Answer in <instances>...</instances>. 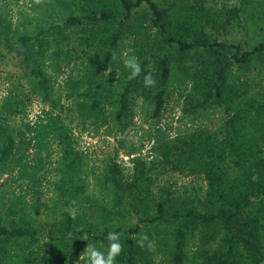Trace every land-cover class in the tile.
<instances>
[{
    "label": "trees",
    "instance_id": "trees-1",
    "mask_svg": "<svg viewBox=\"0 0 264 264\" xmlns=\"http://www.w3.org/2000/svg\"><path fill=\"white\" fill-rule=\"evenodd\" d=\"M231 1L171 0L161 7L155 0H67L71 12L64 25L85 26L82 44L88 48L82 51L86 56L90 50L96 51L99 57L94 66L100 70L110 66L115 48L132 29L145 37L150 47L140 75L131 78L118 94L115 119L119 122L125 123L136 95L151 98L153 116H159L177 69L190 82L185 110L225 106L226 115L218 130L196 129L161 141L151 162L134 160L130 179L115 163L104 179L114 194L111 205L102 206L103 228L90 223L80 229L79 220L67 212L61 233L41 242L35 224L8 218L0 208V264H57L66 248L80 249L96 241L108 245L105 237L110 231L120 233L122 251L117 264H141L151 246L148 241L139 243L140 234L143 228L159 224L170 229L168 249L176 264L186 261L187 240L196 228H204L207 243L215 241L203 249L200 264L264 262V76L260 78L264 72V0L229 4ZM143 4L149 9V25L139 24L135 18ZM233 26L243 27L250 35L248 40L229 42L213 31ZM61 28L51 24L35 33L15 34L13 25L0 16V58L2 49L13 53L34 85L48 91L50 42L46 35ZM252 65L258 68L254 77L234 74L235 70L246 73ZM149 72L155 83L145 86L143 78ZM99 87L100 82L88 86L86 93L97 110L102 109ZM18 103L9 100L0 111V178L8 172L19 145L8 123ZM58 117L49 112L47 121L38 122L35 143L43 145L52 120ZM65 154L76 158L71 148ZM168 168L203 175L206 189L199 195L203 198L184 197L176 202L169 194H158L157 175ZM36 245L41 256L35 257Z\"/></svg>",
    "mask_w": 264,
    "mask_h": 264
},
{
    "label": "rangeland",
    "instance_id": "rangeland-1",
    "mask_svg": "<svg viewBox=\"0 0 264 264\" xmlns=\"http://www.w3.org/2000/svg\"><path fill=\"white\" fill-rule=\"evenodd\" d=\"M155 1L163 7L171 0ZM70 12L67 0H0V16L13 25L15 34L35 33L51 24L62 27L46 35L50 42L48 91L34 85L33 78L13 53L2 49L4 56L0 58V111L9 100L19 101L16 113L8 119L19 145L8 172L0 178V208L8 218L35 224L41 242H49L52 236L61 233L65 215L72 210H75L74 218L79 220L80 229L90 223L103 228L106 222L102 220V206L111 205L114 194L104 179L115 163L124 177L130 179L134 160L142 158L151 162L156 156L155 147L161 141L196 129L218 130L226 115L225 106L185 110L190 82L185 80L184 72L177 69L165 108L159 116H153L151 98L136 95L125 123L119 122L115 119L116 99L133 78L130 69L124 67L123 59L125 54L135 55L142 63L148 48L146 38L136 29L126 32L114 50L110 66L100 70L99 66H94L99 57L96 51L90 50L89 57L82 51L88 48L82 44L85 26L64 25ZM147 15L149 9L143 4L137 9L135 18L139 24L149 25ZM213 31L229 42L250 37L243 27L215 28ZM256 73V65L246 73L234 72L242 78L254 77ZM262 76L264 72L260 78ZM99 82L97 92L101 110L93 108L90 97L86 96L87 87H95ZM49 112L59 117L52 120L41 146L35 143L34 127L39 121H47ZM67 148H71L76 158L65 154ZM155 188L158 194H169L176 202L184 197L201 199L203 196L199 195L204 194L206 181L201 174L168 168L157 175ZM115 221L116 217L111 222ZM204 231V228H196L190 232L187 259L183 264H200L203 249L214 244V239L208 243L204 240ZM169 232L164 224L143 228L139 240L151 239L155 245L145 254L141 264H176L168 249ZM87 245L104 252L108 249V245L100 241L83 244L80 249L66 248L57 264H85L83 254ZM35 250V257L41 256L40 246L36 245Z\"/></svg>",
    "mask_w": 264,
    "mask_h": 264
},
{
    "label": "clouds",
    "instance_id": "clouds-1",
    "mask_svg": "<svg viewBox=\"0 0 264 264\" xmlns=\"http://www.w3.org/2000/svg\"><path fill=\"white\" fill-rule=\"evenodd\" d=\"M123 65L125 68L130 69V77H136L142 72L141 62L135 55L125 54L123 59ZM143 83L145 86H150L155 83L152 74L146 73L143 78ZM73 217L75 216V210L70 213ZM147 236V233H144ZM105 239L108 241L107 252L101 251L93 245H87L84 251V257L86 258L85 264H117L116 257L122 251V244L120 241V233L115 231H110L106 234ZM139 243L143 244L144 240L141 239ZM150 246L155 245V241L149 239Z\"/></svg>",
    "mask_w": 264,
    "mask_h": 264
}]
</instances>
